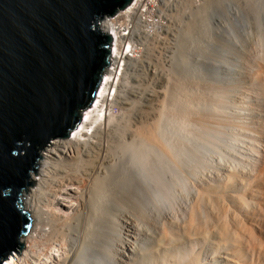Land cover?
I'll return each mask as SVG.
<instances>
[{"label":"bare ground","instance_id":"obj_1","mask_svg":"<svg viewBox=\"0 0 264 264\" xmlns=\"http://www.w3.org/2000/svg\"><path fill=\"white\" fill-rule=\"evenodd\" d=\"M148 1L100 20L112 43L93 104L39 151L21 196L31 225L3 264H264V0L191 3L162 89L145 93ZM211 21L231 31L216 32L218 62L194 66Z\"/></svg>","mask_w":264,"mask_h":264},{"label":"water","instance_id":"obj_2","mask_svg":"<svg viewBox=\"0 0 264 264\" xmlns=\"http://www.w3.org/2000/svg\"><path fill=\"white\" fill-rule=\"evenodd\" d=\"M131 1L0 0V264L30 228L21 196L39 151L93 104L111 53L100 20Z\"/></svg>","mask_w":264,"mask_h":264},{"label":"rangeland","instance_id":"obj_3","mask_svg":"<svg viewBox=\"0 0 264 264\" xmlns=\"http://www.w3.org/2000/svg\"><path fill=\"white\" fill-rule=\"evenodd\" d=\"M165 0H163V2H164ZM171 1H173V3L175 2V0H171ZM170 0H168V2L170 3L171 2ZM202 2L203 0H191V1H189V4H187V6H185V9L184 10H180V11H178V14H177V12L175 11V10H172L173 12L172 13H174V16H167V20L166 19H164L162 16H163V11L164 10H162V9H164L163 7H164V5L166 4V3H168L167 1L165 2V3H163V4H161V3H159L158 5H157V10L159 11V13L160 14H158V17H159V19L160 18H162L161 19V22H163V24H165L166 26H167V31L165 30L166 29V27H165V25H163L162 24V26H160L159 24H160V22H156L155 24H153V26H155L154 28H156L155 30L154 29H152L151 30V33L150 34H148V36H147V38L148 39H146V41H145V45H144V48H145V58H146V60H144V62H142L143 63V65H141V62H140V64L138 63V67H137V69H139L138 70V72H139V76L140 77H137V80L138 81H134L133 83L134 84H136V85H139V88L137 89L139 92L142 90L141 89V87L142 88H144L143 90H145V93L146 92H149L150 91V89L153 87V82L154 81H159L158 83H155V86H156V84H157V86L155 87V89H157V90H160V88L162 89V87L161 86H158V85H160L161 83H162V81L164 82V81H166V80H164L162 77H161V75H160V73L162 72H165V70L166 69H168L169 70V68H171V64L173 65V53H174V50H175V48H176V43H177V40H178V31H177V29H178V27H179V25H180V22L181 21H186V20H188V18H187V16L189 15L188 14V12H189V9H190V7L192 6L191 5V3H193V4H196L197 2L199 3V2ZM172 3V2H171ZM170 3V4H171ZM160 6H163L162 7V9H160L161 7ZM166 6V5H165ZM173 6V5H172ZM160 9V10H159ZM165 11H169V10H165ZM163 12V13H162ZM169 12H171V11H169ZM168 13V12H167ZM215 14H217V13H213V14H211L212 16L213 15H215ZM213 21V20H212ZM211 21V24H210V30L208 31V35L206 36V38L204 39V41L206 40L207 41V39H208V41L209 40H211V41H205V42H203V44H207L208 45V43H209V52L210 53H208V54H210V55H208V57L206 56V57H202V59H201V57H196V56H192V55H189V58H188V60H190V62L194 65V66H196V65H198V63H200V64H202L200 67H206L207 65H209L210 63H214V62H218V61H216L217 59H215V58H218V56H217V54H215L216 53V51H217V49L219 48V44H217V43H219L218 42V40H217V37H216V32L217 31H220V29L222 30V29H225V27H222L225 23L224 22H218V23H216V21L215 22H212ZM165 22V23H164ZM220 23H222V24H220ZM169 24H170V27L172 28H169ZM220 24V25H219ZM217 25H218V29H216L217 28ZM226 25V24H225ZM165 27V29H163L164 27ZM220 27V28H219ZM226 27H228V29L231 31V26H227L226 25ZM214 28H215V31H214ZM243 28V27H242ZM163 29V30H162ZM173 30V31H171V30ZM213 29V30H212ZM147 30L148 31H150V29L148 28V25H147ZM156 30L157 31H161L158 35L157 34H155L156 33ZM177 32H176V31ZM213 31V32H212ZM174 32V33H173ZM211 32V33H210ZM221 32H225V31H221ZM232 32H233V35L232 34H228L227 35V33L225 32V33H223L222 35V38H221V41H222V44H223V46L225 47V48H227V47H232L233 49H235L236 47H237V43H239V41H240V39H241V36H240V34L238 33V31L236 32L234 29L232 30ZM168 33V34H167ZM173 33V34H172ZM177 33V34H176ZM215 33V34H214ZM153 34H155L154 36H153ZM167 34V35H166ZM175 34V35H174ZM197 34V33H196ZM229 35H231V36H229ZM234 37V39H232L231 37ZM143 40H144V38H143ZM217 45V46H216ZM146 46V47H145ZM147 49V50H146ZM148 51V52H147ZM224 52V51H223ZM146 53H147V55H146ZM229 54H231V53H229ZM188 55V54H187ZM149 56V57H148ZM213 56V57H212ZM217 56V57H216ZM143 58V57H142ZM143 60V59H142ZM214 61V62H213ZM191 63H189V64H191ZM192 65V66H193ZM205 65V66H204ZM143 66V67H142ZM141 67L144 69V72H145V68H150V72L152 73L153 71L155 72V75L153 76V74H149L148 76H145V73H141ZM195 68V67H194ZM191 85H193V83H191ZM142 90V91H143ZM160 98H162V96L160 97ZM152 102H155V103H157V101H152ZM155 103H153V106H152V109L154 110V109H156L155 107H156V104ZM146 109L145 110H148L149 111V109H147V108H151V106H149V107H145ZM151 109V110H152ZM150 110V111H151ZM117 112H119L118 110H117Z\"/></svg>","mask_w":264,"mask_h":264},{"label":"built area","instance_id":"obj_4","mask_svg":"<svg viewBox=\"0 0 264 264\" xmlns=\"http://www.w3.org/2000/svg\"><path fill=\"white\" fill-rule=\"evenodd\" d=\"M133 1V0H132ZM131 1V2H132ZM151 0H149L148 1V10H147V16H149V15H151V16H149L148 18H146V19H151L150 21H147L148 22V28L150 29V32H149V34L151 33V30L152 29H156V28H154L155 26H153V24H155L156 22H160V26H162V24H163V22H161V20L159 19V17H158V14H160L159 13V11L157 10V3H151L150 2ZM116 15V14H115ZM115 15L114 16H112L113 18L115 17ZM125 19V18H124ZM123 27H125V29L123 30ZM130 25L129 24H121V26H120V30L123 32V33H125V35L130 31ZM112 43V42H111Z\"/></svg>","mask_w":264,"mask_h":264}]
</instances>
